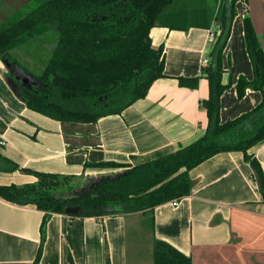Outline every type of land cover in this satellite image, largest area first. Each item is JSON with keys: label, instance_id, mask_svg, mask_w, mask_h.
Returning <instances> with one entry per match:
<instances>
[{"label": "crops", "instance_id": "0c3cea01", "mask_svg": "<svg viewBox=\"0 0 264 264\" xmlns=\"http://www.w3.org/2000/svg\"><path fill=\"white\" fill-rule=\"evenodd\" d=\"M4 1L8 7L15 6L11 0ZM1 12L0 25L4 22ZM245 16L264 52V0H238L223 51V82L230 81V86L220 96L221 122L252 109L264 93V88L263 93L247 88L238 97L236 91L240 77L254 78L243 36ZM150 37L154 47L163 45L165 76L120 114L95 122L59 121L29 109L10 87L0 58V139L4 140L0 153L20 168L102 175L123 168L86 167V162L132 166L171 153L203 135L207 117L200 101L208 96L207 80L200 77L192 88L180 86L177 77L200 75L211 30L154 26ZM249 152L264 173V140ZM189 177L191 191L179 198L177 206L171 200L154 208L149 235L140 212L103 217L52 213L37 264H153L154 240L171 244L189 256L192 264H264V201L243 154L217 153L190 169ZM35 180L34 175L19 170L0 172L2 185ZM42 215L34 205L0 197V264H33L41 241Z\"/></svg>", "mask_w": 264, "mask_h": 264}, {"label": "trees", "instance_id": "16d2710c", "mask_svg": "<svg viewBox=\"0 0 264 264\" xmlns=\"http://www.w3.org/2000/svg\"><path fill=\"white\" fill-rule=\"evenodd\" d=\"M238 0H29L14 17L0 25V58L15 62L11 51L42 36L52 26L57 41L46 64L29 87L11 78L16 96L31 110L59 121L95 122L120 114L144 98L152 83L164 77L163 45L154 47L150 29L163 26L187 30H211L206 62L199 76L177 77L180 86L196 87L200 77L208 83V96L200 101L207 117L205 132L193 142L157 158L130 165L114 161L89 163L86 167L123 168L103 174L80 186L70 179L80 176L20 168L0 153V172L19 170L36 177L34 182L0 184V197L18 205H34L43 212L41 241L33 264H37L52 213L79 206L70 217H103L140 212L150 215L165 202L187 196L192 187L189 170L207 158L240 151L249 163L264 201V173L249 150L264 140V52L248 16L243 18L245 47L254 78L240 77L238 97L247 88L263 93L261 101L234 119L220 121V96L230 86L223 51L236 15ZM30 73V72H29ZM32 74V73H31ZM153 264H192L189 256L163 240H154Z\"/></svg>", "mask_w": 264, "mask_h": 264}, {"label": "rangeland", "instance_id": "374dc122", "mask_svg": "<svg viewBox=\"0 0 264 264\" xmlns=\"http://www.w3.org/2000/svg\"><path fill=\"white\" fill-rule=\"evenodd\" d=\"M13 1L12 4L15 6L8 7L5 4L4 0H0V9H1V16L5 22L8 18L14 17L15 7L21 8L26 1L29 0H11ZM18 5H17V4ZM9 13L10 16L8 15ZM3 22V23H4ZM1 23V25L3 24ZM58 36V30L55 26H52L46 33H44L40 37H36L30 40L28 43L18 46L13 49V55L15 57L16 63L25 69L26 71L38 75L40 74L42 68L46 64L47 59L50 56L52 49L54 48ZM6 76L11 78V76L7 73ZM14 79V78H13ZM103 175V174H102ZM101 176L100 174H90V175H83L76 179H70L69 184L71 186H80L84 182L90 179L98 178ZM146 226L145 231H147L148 235L150 233V215L146 214Z\"/></svg>", "mask_w": 264, "mask_h": 264}, {"label": "water", "instance_id": "95a60500", "mask_svg": "<svg viewBox=\"0 0 264 264\" xmlns=\"http://www.w3.org/2000/svg\"><path fill=\"white\" fill-rule=\"evenodd\" d=\"M7 71L13 76V78L22 86L29 87L30 84L37 82V77L29 73L15 62H9L6 59H2ZM81 211L79 206H70L64 209L66 215H75Z\"/></svg>", "mask_w": 264, "mask_h": 264}, {"label": "built area", "instance_id": "2783aa9c", "mask_svg": "<svg viewBox=\"0 0 264 264\" xmlns=\"http://www.w3.org/2000/svg\"><path fill=\"white\" fill-rule=\"evenodd\" d=\"M3 144H4V140L0 139V145H3ZM178 202H179V199L177 198V199L172 200L171 204L173 206H177Z\"/></svg>", "mask_w": 264, "mask_h": 264}]
</instances>
